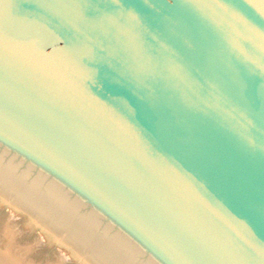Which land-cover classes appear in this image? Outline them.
<instances>
[{"label": "water", "instance_id": "95a60500", "mask_svg": "<svg viewBox=\"0 0 264 264\" xmlns=\"http://www.w3.org/2000/svg\"><path fill=\"white\" fill-rule=\"evenodd\" d=\"M0 192L96 264H264V0H0Z\"/></svg>", "mask_w": 264, "mask_h": 264}, {"label": "rangeland", "instance_id": "374dc122", "mask_svg": "<svg viewBox=\"0 0 264 264\" xmlns=\"http://www.w3.org/2000/svg\"><path fill=\"white\" fill-rule=\"evenodd\" d=\"M8 229L12 230L11 235L6 234ZM13 250L22 252L25 259L23 264H96L56 231L0 192V251Z\"/></svg>", "mask_w": 264, "mask_h": 264}, {"label": "bare ground", "instance_id": "6f19581e", "mask_svg": "<svg viewBox=\"0 0 264 264\" xmlns=\"http://www.w3.org/2000/svg\"><path fill=\"white\" fill-rule=\"evenodd\" d=\"M7 235H11L12 230H6ZM14 251V253H12ZM12 252L0 251V264H23L25 263L24 256L19 250H13ZM14 254V255H13Z\"/></svg>", "mask_w": 264, "mask_h": 264}]
</instances>
